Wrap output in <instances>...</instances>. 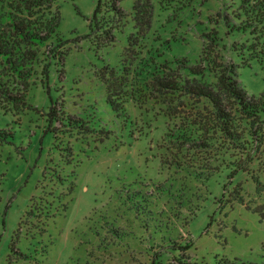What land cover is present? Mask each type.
<instances>
[{"label":"trees","instance_id":"trees-1","mask_svg":"<svg viewBox=\"0 0 264 264\" xmlns=\"http://www.w3.org/2000/svg\"><path fill=\"white\" fill-rule=\"evenodd\" d=\"M63 1L73 0H9L0 5V110L13 115L38 112L40 132L53 137L51 151L56 155L55 165L43 168L51 193L43 192L39 208L32 199V219L26 216L37 233L27 231L25 237L45 233L51 199L59 188L64 199L75 188V173L67 175L63 168H73L78 161L64 138L76 142L82 137L86 146L111 141L119 150L124 139L138 142L158 132L148 152L164 179L148 180V193L139 190L127 196L131 202L141 197L133 211L142 218L154 216L158 222L157 214L161 219L166 212L159 204L162 198L191 208L192 219L206 204L220 210L233 202L243 204L242 178L264 199V92L248 95L238 80L240 68L264 67V0H133L127 9L120 8L121 0L98 3L85 38L99 99L85 100L79 115L66 110L70 48L58 30ZM187 28L194 31V46ZM117 42L122 50L110 61L105 52ZM38 86L41 108L28 96ZM7 136L12 134L0 130V137ZM63 203L59 208L65 210ZM32 206L39 212L33 213ZM263 206L253 211L264 218L258 210ZM174 209L169 210L177 218ZM167 219L172 217L168 214ZM143 226L149 230L147 223ZM169 231L153 226L147 239L152 250L157 248L152 264H192L187 256L191 241ZM12 251L27 257L14 247Z\"/></svg>","mask_w":264,"mask_h":264},{"label":"rangeland","instance_id":"rangeland-1","mask_svg":"<svg viewBox=\"0 0 264 264\" xmlns=\"http://www.w3.org/2000/svg\"><path fill=\"white\" fill-rule=\"evenodd\" d=\"M132 1L121 0L119 6L127 9ZM8 2L0 0V5ZM107 2L73 0L59 3L61 22L58 30L69 40L67 46L70 48L65 68L68 114L79 115L85 109V100L99 99V88L88 65L92 54L87 50L85 36L96 5ZM214 5L219 6L218 3ZM127 12L124 10L123 16H127ZM186 31L190 46H194L191 37L194 31L190 28ZM121 50L122 43L117 42L105 53L113 61ZM187 52L192 59L194 53L191 49ZM238 80L248 95L257 97L264 92V67L251 64L250 68H240ZM28 96L34 105L44 106L39 86ZM38 117L39 113L34 110H23L15 115L0 110V130L12 134L11 137H0V264H152L151 255L157 248L152 250L147 239L151 238L154 225L166 226L169 232L175 230L191 241L187 256L192 264H223V261L264 264V218L253 211L264 205V199L253 194L252 185L244 178L241 180L243 204L233 202L221 210L216 205L206 204L192 219L189 218L191 208L188 211L162 198L159 204L166 212L161 213V219L159 214L155 217L161 223L156 222L154 216H136L133 203L142 199L131 197V202L127 196L139 190L148 193L152 191L148 180L164 179L148 152L153 148L150 141L158 138L155 131L138 142L124 139V146L119 150L111 141L102 145L88 142L89 146H86L82 137L76 142L64 138L74 147L76 163L78 161L74 169L63 168L67 175L71 171L75 173L72 179L75 188L66 199L60 196L62 188L53 195L55 198L49 197L53 205L45 233L25 237L27 231L37 233L26 218L27 215L32 217L29 214L31 200L33 206L37 202L35 207L39 208V197L43 192L51 193L43 168L45 164L53 167L56 163V155L51 151L53 137L41 134ZM152 197L149 195L148 199L151 208L154 207ZM63 200L65 210L59 208ZM33 206V213L39 212ZM171 207H175L173 211L178 213L177 218L169 210ZM263 207L258 210L264 215ZM155 210L160 212L159 207ZM168 214L172 220L167 219ZM142 220L149 225L148 231ZM18 226L21 227L19 232ZM12 247L27 257H18Z\"/></svg>","mask_w":264,"mask_h":264}]
</instances>
